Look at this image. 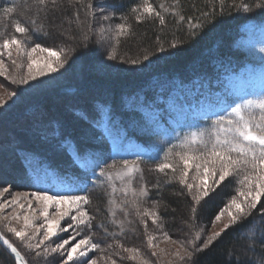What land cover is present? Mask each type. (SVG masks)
<instances>
[{"label": "trees", "instance_id": "obj_1", "mask_svg": "<svg viewBox=\"0 0 264 264\" xmlns=\"http://www.w3.org/2000/svg\"><path fill=\"white\" fill-rule=\"evenodd\" d=\"M88 2L82 0L84 4ZM96 2L91 0L94 7ZM141 2L111 0L112 18L108 24L105 22V26L114 29L115 25L125 23L122 16L127 17L126 23L130 26V34L117 40L107 36L100 39L94 7L91 10L95 13L93 16L86 8L75 3L69 6L64 0L61 11L49 13L45 18L34 15L33 0H0V42L12 35L25 39L14 32L13 26L19 19L29 28L28 45L67 46L79 55L77 68L84 63L86 66L85 71L78 75L67 74L68 80L64 83L67 86L59 84L53 92L39 94L38 99L16 115L1 116L0 184L35 192L50 190L49 194L87 195L91 203L86 207L94 217L89 231L93 242L99 243L101 249L122 245L143 253L148 235L156 239L167 232L170 237L187 241L194 231L203 228V237L206 238L215 216L236 194L239 187L236 179L227 178L196 205L197 212L193 218V202L187 189L175 181H168V176L172 175L170 170H166V175L156 171L155 166L166 162L164 151L171 144L177 143L188 131L208 126L216 117L195 118L184 112L182 96H179L184 88L192 89L198 82V89L208 93L210 99L220 97L225 108L230 102L244 98L229 92L225 82L245 62L253 61L246 58L243 49L235 42L241 36L245 23L259 25L262 18L258 9L253 13H237L232 8L233 0H225L223 6L220 0H181L185 21L162 12L164 25L155 18L137 22L131 9ZM151 2L158 11H162L159 8L162 0ZM163 2L170 6L172 0ZM5 7H15L16 14L7 18L3 12ZM208 12H214L215 16L201 15ZM77 14L82 25L79 27ZM189 16L193 18L191 21L187 19ZM32 19L37 21V25L44 26L42 31L32 32L35 25L27 23ZM198 21L203 23V27L192 35L190 24ZM89 25L92 28L94 25L97 33L95 30L88 33L89 38L85 40L84 33ZM92 41L97 45L99 41L101 54L97 55ZM173 44L176 47H171ZM133 60L135 64L131 63ZM146 62L149 65L144 68ZM93 63L98 65L94 67ZM70 64L68 62L66 67L69 68ZM204 93H196L195 98L202 97L200 95ZM185 97L191 98L186 91ZM181 122L183 128L179 125ZM126 143L138 152L125 150ZM67 145L74 146L81 155L87 154L101 161L95 169L96 175L81 166L82 161ZM179 150L174 149V152ZM123 160L139 163L143 178L137 173L133 188L139 190L143 184L149 189L148 197L140 201V210L155 207L162 228L153 224L150 217L143 218L147 221L145 227L131 203V192L125 195L122 185H115L116 191L112 193L107 182L101 184L97 179L105 165L115 162V168L105 169L115 173ZM192 175L194 170L190 171L189 182H192ZM157 184L159 189L153 187ZM115 196H118L116 204H123V208L115 209V220L123 221V232L119 223H113V206L108 203L109 198ZM261 203L264 204V198ZM252 222L264 228V221L254 211L248 220L225 229L213 245L197 253L195 264H233L234 258L239 264H248L249 259L259 261L264 245H257L254 252L244 248V237L248 234L246 228ZM0 231L17 247L27 263L32 264L1 228ZM0 259L5 264L15 263L1 246ZM169 261L175 264L174 257L167 264Z\"/></svg>", "mask_w": 264, "mask_h": 264}, {"label": "snow or ice", "instance_id": "obj_2", "mask_svg": "<svg viewBox=\"0 0 264 264\" xmlns=\"http://www.w3.org/2000/svg\"><path fill=\"white\" fill-rule=\"evenodd\" d=\"M69 6L73 3L80 5L88 10L89 15H95L91 10L94 5L89 0L88 3H82V0H67ZM225 0H220L223 6ZM64 0H33L32 7L35 9L34 15H43L48 17L49 13H56L63 9ZM162 11H158L153 5L151 0H142L141 3L131 9L135 13V20L143 22L146 19L155 18L161 25L165 24V16L163 13H171L177 17L179 21H185L186 16L182 14L181 0H172L170 6H166L162 2L159 4ZM232 8L237 13H253L254 9H258L261 14L262 24H264V0H240L236 3L233 0ZM4 15L11 18L16 14L15 7H5L3 9ZM202 16L209 17L215 16L214 12L201 13ZM111 15H101L102 21H109ZM121 19L125 23L115 25L112 29L111 26L105 28L101 25L98 29L100 39L106 36L109 39H119L120 37L130 34V26L126 23L127 17L122 16ZM189 21L193 18L187 17ZM78 27L82 26L79 23V15L76 16ZM31 25L33 33L43 30V25H37L35 19L27 21ZM71 23V21H69ZM14 32L25 37L20 39L16 35L4 38L0 42V57L7 56L11 64L17 69H24L26 72H18L16 76L11 77L13 83L16 84H29L30 81H38L39 77H45L49 73L57 72L58 69L63 68L67 62L64 58V49H55L52 47H43L37 43L29 47V28L24 26L19 19L14 24ZM192 35H195L196 30L203 27V23L196 22L190 24ZM94 31L89 25L87 31L84 33V39L87 40L88 33ZM111 33V34H110ZM171 47H176L175 44ZM15 51L17 58H26V65L23 60L19 63L17 58L13 57ZM163 51V49H160ZM264 52V48H261ZM38 54H47L46 56L37 59ZM148 59L147 56L144 57ZM131 63L135 64L133 60ZM0 75L8 76V66L5 64L4 59H0ZM9 95H14L10 93ZM5 101L0 99V104ZM207 119V118H206ZM67 148L72 151L78 160H81V166L93 175H96L95 169L99 167L101 161L90 158L87 154L81 155L77 149L72 145H67ZM174 149H180L175 151ZM173 156L175 160H173ZM163 159L166 162L158 163L155 170L160 173H165L170 170L172 175L168 176V181H175L183 185L188 193L191 195L193 207L191 213L193 218L197 212L196 205L209 196L215 188L221 185L227 178H235L239 187L236 189V195H233L228 203L222 208L215 216L213 223L221 221V218L227 213L228 222L223 225L220 231L212 232L206 238L203 237V228L199 231H194L190 240L187 241H173L179 244V248L173 253L175 264H195L194 257L197 253L203 252L208 249L213 243L221 236V233L232 226L243 223L248 220L254 211L264 221V84L261 85L259 91H252L247 94L246 98H241L239 102L232 101L225 108L224 113L217 115L212 119L208 126L198 130H191L186 132L178 139V142L171 144L165 151ZM106 168H115V162L112 165H105L101 168L98 180L101 184L107 182L111 186V192L116 191L114 179H118L123 188L121 189L125 195L131 192L133 199L131 203L136 209L137 215L142 219V222L147 227V221L144 217H150L153 224L158 227H163L159 224V213L155 207L152 209L144 208L140 210V201L148 197L149 189L146 185H141L139 190L133 188V180L137 173L141 174L143 170L140 168L137 161L123 160L121 167L115 173L106 171ZM194 169V175L191 176L192 182H189L190 171ZM99 178H103L102 180ZM153 187L159 189V184ZM50 190L38 191L32 193L31 196L36 200L39 206V217L35 215L37 211L32 208V201L28 199L27 193L11 194L8 187L0 189V197L5 193H9L11 200L5 199L0 203V213L6 208L12 207L13 211L10 217H4V220L9 222L5 224L7 232L12 233L16 238L24 243L25 247L30 250H36L37 257H48L53 255V259L58 261V264H98L96 259L89 260L90 252L100 248L99 243L93 242L92 235H84L82 239L76 238L80 235L81 231L89 230L92 228L94 217L89 214L87 205L91 203L87 195H74V194H49ZM27 200V205L20 203L21 200ZM108 203L113 207L111 215L113 216V223H119L121 232H123V221H116V208H123V204H116L114 199L109 198ZM124 203H128L125 201ZM154 205L156 202H153ZM258 205L260 207L258 208ZM31 209L25 211L21 217L17 209ZM50 209L54 211L50 212ZM43 218V223L37 224L39 218ZM23 220L24 228L17 229L11 226V220ZM62 221L65 225L62 227ZM0 222H3L0 220ZM28 229L32 230L31 234ZM43 230L42 236H40ZM69 230L72 234L63 239L61 243L55 246H46V242L57 237L58 233H67ZM247 236L244 237V248L248 252H254L257 245H264V228H260L254 222L250 223L246 228ZM165 239H171L167 232L163 233ZM155 237L148 235V246L153 247ZM36 241L33 243V241ZM0 241L3 245L7 246L12 253L15 254L19 264H27V261L2 232H0ZM76 241L75 243H71ZM202 241V242H201ZM199 242V243H198ZM70 245V246H69ZM44 246V247H42ZM123 247L122 245H120ZM124 251L133 253L130 259L136 260L138 249L126 248ZM156 256V252H152ZM247 259V257H245ZM47 264V262H46ZM111 264H116L115 260H111ZM142 264H149V261L142 259ZM168 264H173L169 261ZM233 264H239L238 261L233 260ZM248 264H264V253H262L259 261L249 259Z\"/></svg>", "mask_w": 264, "mask_h": 264}, {"label": "rangeland", "instance_id": "obj_3", "mask_svg": "<svg viewBox=\"0 0 264 264\" xmlns=\"http://www.w3.org/2000/svg\"><path fill=\"white\" fill-rule=\"evenodd\" d=\"M96 7H94V12H96V16L94 19L97 21V29L101 25L105 28V22L108 24V21H102L100 19L101 15H111V0H97ZM110 21V20H109ZM100 24V25H99ZM96 27L93 25V29L97 33ZM242 34L239 39L235 42L237 46L241 47L245 52L246 58L252 62H245L244 65L239 67L236 72L231 74L227 77L225 82L227 89L229 92H233L234 94L240 95L244 98L247 97V94L252 91H259L261 85L264 84V52L261 51V48H264V24L253 25L250 23H245L242 26ZM23 37V36H21ZM96 37V36H95ZM99 38V37H98ZM97 39V38H95ZM92 45H94L95 50L101 54V46L98 41V46L96 42L92 41ZM29 47L34 45H28ZM48 47V46H43ZM92 48V47H91ZM55 49H64V58L66 59V63L63 68L58 69L57 72L49 73L45 77H39L38 81H30L29 84H16L13 83L11 77L17 75L18 72H26V67L24 69H17L15 66L11 64V61L7 58V56L0 57V59H4L5 64L8 66V76L0 75V99L5 101L4 104H0V118L1 116H10L12 114L16 115L23 110H25L30 104H32L34 99L39 98V94H46L49 92H53L54 88L59 84L64 85V83L68 80V76H72L74 74H79L85 71V63L77 68L76 64L78 61L79 55L76 54L75 51L69 50L68 47H56ZM94 51V48H92ZM99 49V50H98ZM47 54H38L37 59H40ZM13 57H16L15 51H13ZM21 60L24 61L26 65V58H17V62L19 63ZM71 62L69 68L66 67L67 63ZM255 62V63H253ZM90 63V62H89ZM87 67L89 66L88 63ZM98 65V63H93ZM149 65V62L145 63V67ZM84 68L82 69V67ZM91 67V65H90ZM78 69V70H77ZM77 74V75H78ZM67 86V85H64ZM185 91L188 93V98L185 97ZM206 92V91H205ZM10 93H14V95H9ZM204 93L201 89H198V82L195 84L194 88H184L179 96H182V109L184 112L189 113L190 115L194 116L195 118H207L210 116H217L219 115L225 106L222 104L223 100L220 97H213L212 99L209 98L208 93L201 94L202 97L195 98V94ZM176 103V101H175ZM51 108V107H50ZM48 108L46 109V111ZM22 114V113H21ZM182 122L179 124L181 125ZM184 126L181 125V128ZM48 145V144H47ZM50 148H54L53 145H48ZM4 153L6 152L5 148L1 146ZM117 148H120L119 145H116ZM125 150H131L133 152H138L137 149H134L129 143L124 145ZM4 168H2V171ZM194 170V169H193ZM191 170V171H193ZM137 175L135 176V178ZM133 180V184H134ZM116 186L122 185L118 179L114 180ZM8 187L10 189L11 194L15 193H27L28 199L32 201V208H35L37 211L35 215L39 217V206L35 199L32 198L31 194L35 193V191L31 190H23L16 188L14 185L9 184H0V189ZM123 188V185H122ZM236 195V194H235ZM12 196L9 193H5L3 197H0V203H2L5 199L11 200ZM118 196H115L113 199H117ZM20 203L27 205V200H21ZM228 203V201H227ZM226 203V204H227ZM225 204V205H226ZM225 207V206H224ZM223 207V208H224ZM12 207L6 208L2 213H0V228L1 230L6 233L12 241L18 246V248L31 259L32 264H58L57 260L53 259V255L50 254L48 257H37L36 250H30L25 247L24 243L21 242L18 238H16L12 233L7 232L5 228V224L9 221L4 220V217H10L12 214ZM20 213L21 217L23 216L25 211H31V209H17ZM54 211V209H50V212ZM90 214V213H89ZM113 217V216H112ZM228 215H225L221 218V221H216L210 226L209 232L207 234L210 235L212 232L220 231L223 228V225L228 222ZM37 224L43 223V218H39L36 221ZM65 222L62 221L61 226L63 227ZM11 226L16 227L17 229L24 228L23 220H11ZM29 233L31 234L30 229H28ZM89 230L81 231L80 235L76 238L77 240L82 239L84 235H89ZM1 232V231H0ZM43 230H41L40 236H42ZM72 234V231L64 233H58L57 237H53L52 240L46 242V246H55V244H59L62 242L63 239H67ZM6 237V236H5ZM7 238V237H6ZM173 241H179L173 237L171 239H165L164 236L154 239L153 247H149L148 244L145 246V251L142 253L139 251L137 254V259L132 260L130 256L133 253H128L124 251L126 248L131 247H120L117 246L106 248V249H97L89 254V260L96 259L98 264H111V260H115L116 264H142V259L149 261V264H167L168 260L173 259V253L179 248V244L173 243ZM11 242V241H10ZM36 241L34 240L33 243ZM76 241H72L71 243H75ZM148 242V241H146ZM12 243V242H11ZM1 246V245H0ZM70 246V245H69ZM2 247V246H1ZM44 247V246H42ZM3 248V247H2ZM4 249V248H3ZM135 249V248H134ZM5 250V249H4ZM152 252H156L157 255L153 256ZM23 256V255H22ZM11 257V256H10ZM12 258V257H11ZM13 259V258H12ZM25 259V258H24ZM26 260V259H25ZM14 261V259H13ZM15 262V261H14ZM0 264H5L3 260L0 259ZM16 264V262L14 263ZM28 264V263H27Z\"/></svg>", "mask_w": 264, "mask_h": 264}, {"label": "water", "instance_id": "obj_4", "mask_svg": "<svg viewBox=\"0 0 264 264\" xmlns=\"http://www.w3.org/2000/svg\"><path fill=\"white\" fill-rule=\"evenodd\" d=\"M0 245L5 249V251L14 259L16 264H19L18 260L15 257V254L11 252L10 249L7 248V246L3 245L2 241H0Z\"/></svg>", "mask_w": 264, "mask_h": 264}]
</instances>
